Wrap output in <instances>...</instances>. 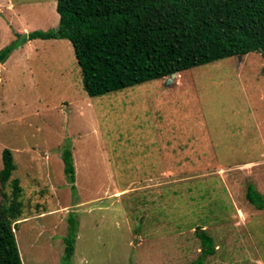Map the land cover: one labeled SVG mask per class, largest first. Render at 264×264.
Instances as JSON below:
<instances>
[{"label": "rangeland", "instance_id": "374dc122", "mask_svg": "<svg viewBox=\"0 0 264 264\" xmlns=\"http://www.w3.org/2000/svg\"><path fill=\"white\" fill-rule=\"evenodd\" d=\"M58 22L56 0H0V50ZM5 147L23 188V264H189L201 229L213 240L202 264H264V209L246 197L249 182L264 192L258 52L91 96L69 40L18 42L0 63V168ZM10 191L0 184V201Z\"/></svg>", "mask_w": 264, "mask_h": 264}, {"label": "trees", "instance_id": "16d2710c", "mask_svg": "<svg viewBox=\"0 0 264 264\" xmlns=\"http://www.w3.org/2000/svg\"><path fill=\"white\" fill-rule=\"evenodd\" d=\"M57 27L33 30L0 50V63L18 42L67 39L72 44L88 95H103L194 66L258 52L264 57V0H56ZM64 173L75 188L72 152L62 153ZM16 168L10 148L2 149L0 184L11 191L0 201V264H23L15 236L22 217L23 188L11 175ZM73 183V184H72ZM247 200L264 209V192L252 182ZM65 259L74 251L78 223L69 216ZM202 254L189 264H202L213 252L212 237L197 231Z\"/></svg>", "mask_w": 264, "mask_h": 264}, {"label": "water", "instance_id": "95a60500", "mask_svg": "<svg viewBox=\"0 0 264 264\" xmlns=\"http://www.w3.org/2000/svg\"><path fill=\"white\" fill-rule=\"evenodd\" d=\"M177 75V73H172L170 76H168V80H172Z\"/></svg>", "mask_w": 264, "mask_h": 264}, {"label": "crops", "instance_id": "0c3cea01", "mask_svg": "<svg viewBox=\"0 0 264 264\" xmlns=\"http://www.w3.org/2000/svg\"><path fill=\"white\" fill-rule=\"evenodd\" d=\"M121 191L122 190H119V191L118 190H115L114 194H119V193H121ZM157 218H159V216Z\"/></svg>", "mask_w": 264, "mask_h": 264}]
</instances>
